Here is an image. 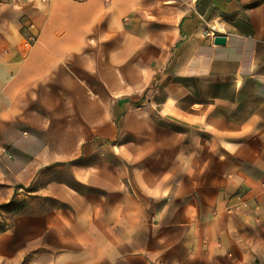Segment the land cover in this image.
<instances>
[{
	"label": "crops",
	"instance_id": "crops-1",
	"mask_svg": "<svg viewBox=\"0 0 264 264\" xmlns=\"http://www.w3.org/2000/svg\"><path fill=\"white\" fill-rule=\"evenodd\" d=\"M217 20L224 44L205 33ZM164 78L166 96L160 100L161 87L154 84ZM150 86L155 99L129 102ZM104 93L121 98L112 101ZM115 106L122 108L119 121ZM149 107L183 122L185 131L153 128L155 136L183 142L167 154V163L152 165L135 202L106 184L110 177L101 172H111V164L72 162L68 179L53 193L62 206L47 217H56L63 236L77 242L83 231L95 235L97 221L110 227L113 207L120 214L131 208L143 214L141 196L147 193L159 203V219L182 229L175 237L192 259L264 260V235L258 240L255 235L264 234V0L0 3V140L40 145L26 150L30 180L44 167L42 157L75 161L95 155L117 140L129 116ZM159 115L152 121L159 122ZM65 141L71 143L59 150ZM96 171L101 177L93 178ZM78 182L107 191L108 203L96 200L95 192L79 193ZM116 196L123 200L113 202ZM239 197L258 211L229 212ZM75 251L65 253L72 258Z\"/></svg>",
	"mask_w": 264,
	"mask_h": 264
},
{
	"label": "rangeland",
	"instance_id": "rangeland-1",
	"mask_svg": "<svg viewBox=\"0 0 264 264\" xmlns=\"http://www.w3.org/2000/svg\"><path fill=\"white\" fill-rule=\"evenodd\" d=\"M166 84L167 78L154 84L161 87L157 99H165ZM95 85H99L98 80ZM154 87L150 86L147 91L133 94L128 99L129 102L148 103L154 98L151 92ZM110 95L108 96L112 101L121 98L120 94ZM116 110L117 113L122 112V108L116 107ZM157 110L149 107L133 113L122 124L117 140L100 147L95 155L87 153L85 157H79L75 161H69V157L65 155L42 157L44 167H41L32 180L28 178L29 156L26 155V150L40 145L37 142L26 144L21 140H0V264H202L192 259L186 247L177 242L175 234L183 232L182 229L170 227L168 221L162 222L159 219V203H154L155 200L147 193L141 196L144 202L143 214L135 208L120 214L113 207L110 227H107V223L105 226L103 221H97L93 231L95 235L83 231L77 242L75 238L73 240L63 236L61 222L56 217H47L62 206L53 193L61 180L68 179L72 172V162L79 166H97L103 162L111 164V172H101L102 176L110 177L106 184L112 190L125 191L129 194V200L135 202L141 181L146 183V178L153 174L152 165L157 166L159 161L162 164L163 160L167 163V154L177 148L178 142H183L181 139L175 140L174 137H163V134L154 135L155 127L162 128L161 133L165 134L169 130L175 133L185 131L183 122L169 121L167 117L159 115ZM153 115H159L160 121L153 122ZM45 143L53 149L56 148L55 142ZM70 143L59 142L58 149L67 148ZM80 143L81 146L88 145V141ZM122 154L127 155L129 161L122 160ZM139 164L143 168L137 169ZM84 174L80 172L81 180L85 178ZM96 176H100L99 171L93 173V178ZM74 185L83 194L99 191L93 185L85 183L78 182ZM107 194V191L100 190L93 195L96 200H107L108 203ZM121 200L123 198L118 196L113 198V202ZM6 204L9 206L4 207ZM261 234L264 235L263 231L256 232L257 240ZM72 248L77 251L69 258L65 252ZM227 259L232 264L238 258ZM252 264H264V260L256 255Z\"/></svg>",
	"mask_w": 264,
	"mask_h": 264
},
{
	"label": "built area",
	"instance_id": "built-area-1",
	"mask_svg": "<svg viewBox=\"0 0 264 264\" xmlns=\"http://www.w3.org/2000/svg\"><path fill=\"white\" fill-rule=\"evenodd\" d=\"M29 1L30 0H0V3L10 2L15 5L21 6L22 4H25ZM205 33L206 35L211 37H216L218 35H221L223 33V24L218 20L215 22H210L205 29ZM31 39L35 41L36 35H33ZM258 209H259L258 205L252 207L248 200L239 197V199L232 206H230L228 211L231 213H242L243 215H248L252 212H257Z\"/></svg>",
	"mask_w": 264,
	"mask_h": 264
},
{
	"label": "water",
	"instance_id": "water-1",
	"mask_svg": "<svg viewBox=\"0 0 264 264\" xmlns=\"http://www.w3.org/2000/svg\"><path fill=\"white\" fill-rule=\"evenodd\" d=\"M215 42L217 44H224L226 42V38H225V36L218 35L215 37Z\"/></svg>",
	"mask_w": 264,
	"mask_h": 264
},
{
	"label": "trees",
	"instance_id": "trees-1",
	"mask_svg": "<svg viewBox=\"0 0 264 264\" xmlns=\"http://www.w3.org/2000/svg\"><path fill=\"white\" fill-rule=\"evenodd\" d=\"M116 107H118V106H116ZM116 107H115V111H116V113H117ZM117 115H118V121H119V119H120V115H121V114L117 113ZM119 123H120V122H119ZM7 206H9V205H8V204L4 205V207H7ZM2 207H3V206H2Z\"/></svg>",
	"mask_w": 264,
	"mask_h": 264
}]
</instances>
